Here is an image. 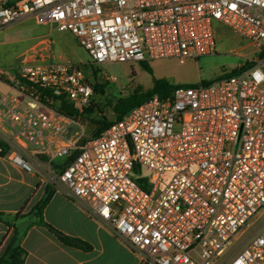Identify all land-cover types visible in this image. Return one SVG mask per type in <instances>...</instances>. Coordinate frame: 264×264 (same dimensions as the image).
I'll return each instance as SVG.
<instances>
[{"label": "built area", "instance_id": "1", "mask_svg": "<svg viewBox=\"0 0 264 264\" xmlns=\"http://www.w3.org/2000/svg\"><path fill=\"white\" fill-rule=\"evenodd\" d=\"M30 17L69 30L97 64L198 60L214 50V21L264 53V0H0V30ZM8 71L0 151L29 172L64 159L50 181L109 222L139 264H264V227L224 257L264 208V55L155 94L94 137L53 106L92 105L77 64L45 56Z\"/></svg>", "mask_w": 264, "mask_h": 264}, {"label": "rangeland", "instance_id": "2", "mask_svg": "<svg viewBox=\"0 0 264 264\" xmlns=\"http://www.w3.org/2000/svg\"><path fill=\"white\" fill-rule=\"evenodd\" d=\"M214 31L215 47L211 53L202 55L198 60L187 59L184 62L174 59L154 60L148 63L153 68L151 73L139 61L97 64L69 30H61L55 23H39L30 17L0 30V73L14 78L12 72L3 71L23 63H36L45 56L52 60L73 61L88 76L91 84L98 87L91 110L80 112L76 116L84 128V136H88L96 128V120L111 121L116 118L115 107L121 99L135 92L145 93L150 90L154 76L180 86H196L201 81L211 82L218 77L228 76L247 63L248 58H261L264 55L252 40L220 21H214ZM74 128L78 129L80 125H75ZM63 160L59 158L52 162L46 161L41 170L50 176L53 170L57 171ZM141 171L148 174L143 167ZM263 227L264 208L250 218L233 237V243L224 257L233 252L250 234ZM221 260L222 258L217 263Z\"/></svg>", "mask_w": 264, "mask_h": 264}, {"label": "crops", "instance_id": "3", "mask_svg": "<svg viewBox=\"0 0 264 264\" xmlns=\"http://www.w3.org/2000/svg\"><path fill=\"white\" fill-rule=\"evenodd\" d=\"M22 0H13V2ZM45 222L81 245H68L40 224L33 210L47 195ZM0 261L15 238H21L23 264H139V255L99 219L81 198L54 185L42 170L26 171L0 154ZM1 263V262H0Z\"/></svg>", "mask_w": 264, "mask_h": 264}, {"label": "trees", "instance_id": "4", "mask_svg": "<svg viewBox=\"0 0 264 264\" xmlns=\"http://www.w3.org/2000/svg\"><path fill=\"white\" fill-rule=\"evenodd\" d=\"M245 63L241 68L246 67ZM143 67L148 70L149 72L153 73V68L150 64L147 62H142ZM235 72L237 70H234ZM179 85L178 84H173L170 81H168L165 78H158L154 76L153 79V86L150 90H148L145 93L141 92H135L129 97L125 99H121L119 103L115 107L116 111V118L109 121L107 119L103 120H96L95 122L97 123L96 128L93 130L92 134L90 136H98L100 135L106 128H108L115 120L121 119L123 116H125L133 107L141 104L151 96L155 94H159L161 98L165 99L168 96L172 94L175 88H177ZM94 90L95 92L98 90L97 85H94ZM54 107L61 111L64 112L70 116L76 117L78 114H80V111H78L76 105L73 103H70L66 101L65 99H57L54 102ZM92 105H90L88 108L85 109V112L91 110ZM3 144L0 143V147H2ZM7 150L2 149L0 151V154L6 155ZM51 196V193L47 195L46 198H44L39 204L36 205L35 209L33 210V213H35L38 217H40L39 223L43 224L47 227H49L52 231H54L58 237L65 242L66 244L70 245H81V241L79 239L70 237L68 235H65L64 233L58 231L55 229L52 225L48 224L47 222L44 221L43 216H42V210L46 203L48 202L49 198ZM3 213H0V219H2ZM0 264H23L24 263V250L21 247V238L17 235L7 248L6 252L3 255V258L0 261Z\"/></svg>", "mask_w": 264, "mask_h": 264}]
</instances>
